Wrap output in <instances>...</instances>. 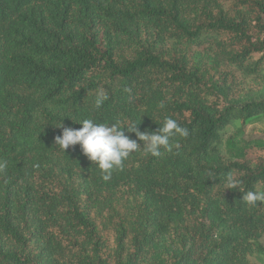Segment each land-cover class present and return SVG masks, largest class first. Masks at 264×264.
Returning a JSON list of instances; mask_svg holds the SVG:
<instances>
[{
	"label": "trees",
	"instance_id": "1",
	"mask_svg": "<svg viewBox=\"0 0 264 264\" xmlns=\"http://www.w3.org/2000/svg\"><path fill=\"white\" fill-rule=\"evenodd\" d=\"M166 117L189 135L107 181L55 145L61 120ZM257 120L264 0H0V264H264Z\"/></svg>",
	"mask_w": 264,
	"mask_h": 264
},
{
	"label": "clouds",
	"instance_id": "2",
	"mask_svg": "<svg viewBox=\"0 0 264 264\" xmlns=\"http://www.w3.org/2000/svg\"><path fill=\"white\" fill-rule=\"evenodd\" d=\"M107 99V90L101 87L96 93L95 107L100 108ZM163 107L162 103L160 108ZM78 123L82 126L74 129L71 126H64L61 120L56 127L61 128L62 131L55 137V145H58L64 153L68 148L79 145L82 154L92 164L95 163L98 166L104 181L109 180L114 171L121 169L124 161L132 153L141 151L145 156L159 157L162 155L161 149L172 151L173 144L170 142L172 137L189 135V130L171 117H166L162 126L154 131H141L138 128L139 123L125 124L121 120L113 121L111 126L109 123L97 122L91 118L82 119ZM126 132L134 133L137 139H130ZM138 141L143 143L142 148ZM6 167V162H0V172H3ZM210 178H212L211 175ZM239 183L240 181L236 180L232 174L225 176V188L238 189ZM242 200L253 206H256L257 202L264 203V187L245 192Z\"/></svg>",
	"mask_w": 264,
	"mask_h": 264
},
{
	"label": "rangeland",
	"instance_id": "3",
	"mask_svg": "<svg viewBox=\"0 0 264 264\" xmlns=\"http://www.w3.org/2000/svg\"><path fill=\"white\" fill-rule=\"evenodd\" d=\"M234 131L231 129L228 135ZM240 136L244 138H260L264 140V120H257L246 125L244 131ZM238 137V136H237ZM236 139V138H235Z\"/></svg>",
	"mask_w": 264,
	"mask_h": 264
}]
</instances>
